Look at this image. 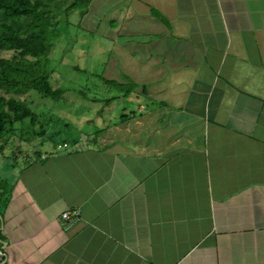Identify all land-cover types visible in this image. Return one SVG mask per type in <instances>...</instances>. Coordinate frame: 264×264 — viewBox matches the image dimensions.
I'll return each instance as SVG.
<instances>
[{"label": "crops", "instance_id": "crops-1", "mask_svg": "<svg viewBox=\"0 0 264 264\" xmlns=\"http://www.w3.org/2000/svg\"><path fill=\"white\" fill-rule=\"evenodd\" d=\"M82 1L129 118L16 154L0 264H264V0Z\"/></svg>", "mask_w": 264, "mask_h": 264}, {"label": "rangeland", "instance_id": "rangeland-1", "mask_svg": "<svg viewBox=\"0 0 264 264\" xmlns=\"http://www.w3.org/2000/svg\"><path fill=\"white\" fill-rule=\"evenodd\" d=\"M81 11L82 8H78L70 14V24L79 21ZM73 25L60 29L62 36L54 43L49 56V81L54 88L65 91L63 96L56 101L42 97L36 91L22 96L21 99L35 113V126H31L28 120L17 123L13 132L7 133L0 141L5 148L4 157L0 156L1 192L9 188L12 166L22 164L26 153L28 157L35 151L57 148L63 139L69 144L85 147V135L102 128V113L108 112L119 119L123 112H130L124 102L116 99L122 92L106 87L101 79L104 74L100 51L104 52V48H101L98 36ZM12 55V52L0 51V58L8 59ZM4 95L0 91V96ZM18 153L22 158L16 162L14 159Z\"/></svg>", "mask_w": 264, "mask_h": 264}, {"label": "trees", "instance_id": "trees-1", "mask_svg": "<svg viewBox=\"0 0 264 264\" xmlns=\"http://www.w3.org/2000/svg\"><path fill=\"white\" fill-rule=\"evenodd\" d=\"M82 4V0H0V51L13 53L11 58H0V91L5 94L0 96V141L7 133L13 132L17 123L28 120L31 126H35V113L21 99L22 96L30 91L54 101L63 96L65 91L54 88L49 81V56L54 43L62 36L60 29L70 27V14L81 9ZM101 79L125 94L124 97L134 89L130 83L127 90L122 91L117 82ZM120 118L123 121L129 115L124 114ZM40 133L43 136V130ZM98 135L96 130L85 135L83 141L96 145ZM67 142L63 139L57 147ZM4 149V145L0 144V156ZM39 154L40 151H35L33 156ZM1 191L2 187L0 204L5 201Z\"/></svg>", "mask_w": 264, "mask_h": 264}, {"label": "built area", "instance_id": "built-area-1", "mask_svg": "<svg viewBox=\"0 0 264 264\" xmlns=\"http://www.w3.org/2000/svg\"><path fill=\"white\" fill-rule=\"evenodd\" d=\"M67 144H63V148H66ZM58 148H61V145L58 146ZM79 217V213L76 210L72 211H65L61 215L62 223L65 227H68L71 225L74 221H76Z\"/></svg>", "mask_w": 264, "mask_h": 264}]
</instances>
